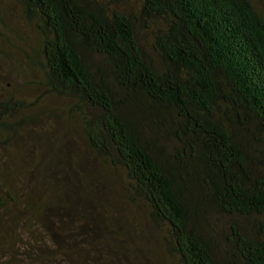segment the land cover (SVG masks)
I'll return each mask as SVG.
<instances>
[{
	"label": "trees",
	"instance_id": "16d2710c",
	"mask_svg": "<svg viewBox=\"0 0 264 264\" xmlns=\"http://www.w3.org/2000/svg\"><path fill=\"white\" fill-rule=\"evenodd\" d=\"M12 1L41 94L0 99V264H130L100 240L113 219L147 264H264V0ZM47 100L104 172L89 240L70 168L13 150Z\"/></svg>",
	"mask_w": 264,
	"mask_h": 264
},
{
	"label": "rangeland",
	"instance_id": "374dc122",
	"mask_svg": "<svg viewBox=\"0 0 264 264\" xmlns=\"http://www.w3.org/2000/svg\"><path fill=\"white\" fill-rule=\"evenodd\" d=\"M34 38L30 26L20 16L15 3L12 0H0V99L14 96V98H22L25 102H29L41 94L40 89L34 84L35 79L39 76V71L33 65V59H31L33 57L31 56L32 48L35 46ZM46 108L48 111L37 122L22 125L18 130V135H16L17 146L13 147V150L19 155V163L23 164L24 167H26L33 156H45L44 153H46L54 155L56 158L55 168L61 169L58 171V175H61L64 171L63 169L70 168L68 175L72 178V183H75L78 187L72 186L73 191L66 190V195L79 202L80 206L78 210L81 215L79 219L75 218V222L85 229L84 233H87V235L84 239L89 240L91 236L90 232H88L90 223H94L92 221V213L94 212L92 205L98 202L99 196L98 192L95 195L93 190L90 191V185H88L90 180L87 178L86 173L95 171L103 175L104 172L99 168L96 159L87 151L79 130L76 127L72 128L68 124V122H72L73 124L74 122L62 114L64 110L61 113L57 107V103H52L48 100ZM55 109L56 112L61 113L60 118L53 115ZM19 116L20 113H16L14 118H19ZM76 161L82 162L83 165L85 164L84 167L82 168L81 165L77 166ZM33 176L36 178L37 173L33 174ZM110 178L115 179L112 174ZM115 182L116 180L111 185L115 186ZM118 190L119 188L116 186V191H112L109 194L111 195L112 202H116V205L113 204L116 206L114 207L115 212L120 214L125 209L124 204L116 200L119 196ZM89 191L90 193H88ZM89 221L91 222L89 223ZM105 225V230L108 231L103 232L100 240L106 242L107 248L112 253V259L110 256L108 259L115 260L116 263L120 259L122 261L124 254L128 259L133 260L130 264H147L144 261L145 258L132 246L125 233L121 232L117 219H113L112 221L107 220ZM143 227L146 229V225ZM147 232L148 243L154 244L155 234H152L153 232L149 230ZM118 239H123V246L125 247L122 250L123 254L118 253L121 250L117 242ZM133 247L134 250H131ZM137 254L139 257L135 258ZM147 257L150 258L151 256L147 255ZM78 258L76 257V259ZM83 262L86 264L104 263L101 258L95 257H86ZM158 264H168V260L161 258Z\"/></svg>",
	"mask_w": 264,
	"mask_h": 264
}]
</instances>
